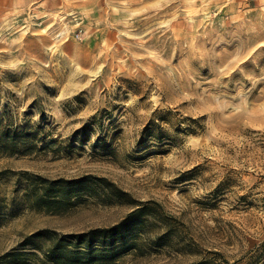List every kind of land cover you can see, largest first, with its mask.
<instances>
[{
	"label": "rangeland",
	"instance_id": "rangeland-1",
	"mask_svg": "<svg viewBox=\"0 0 264 264\" xmlns=\"http://www.w3.org/2000/svg\"><path fill=\"white\" fill-rule=\"evenodd\" d=\"M137 208L95 264H264V0H0L2 264Z\"/></svg>",
	"mask_w": 264,
	"mask_h": 264
},
{
	"label": "trees",
	"instance_id": "trees-1",
	"mask_svg": "<svg viewBox=\"0 0 264 264\" xmlns=\"http://www.w3.org/2000/svg\"><path fill=\"white\" fill-rule=\"evenodd\" d=\"M62 195L58 198H49L47 194L38 195L34 202L46 209H58L62 202ZM140 208L133 210L123 221L110 228H97L84 233L65 235L61 238L48 236V230H39L26 236L20 243L22 248L35 249L42 252L45 259L51 264H95L98 260L118 257L124 248L122 232L127 227L132 216ZM133 219V218H132ZM131 219V220H132ZM49 241L42 246L43 241ZM97 246V247H96ZM14 255L7 253L0 256L3 261L13 259ZM9 264L15 263L13 260Z\"/></svg>",
	"mask_w": 264,
	"mask_h": 264
},
{
	"label": "crops",
	"instance_id": "crops-1",
	"mask_svg": "<svg viewBox=\"0 0 264 264\" xmlns=\"http://www.w3.org/2000/svg\"><path fill=\"white\" fill-rule=\"evenodd\" d=\"M13 4L14 3H19L20 5L21 4H26V3H28V2H30L31 0H10ZM16 6V5H15ZM14 6V7H15Z\"/></svg>",
	"mask_w": 264,
	"mask_h": 264
}]
</instances>
